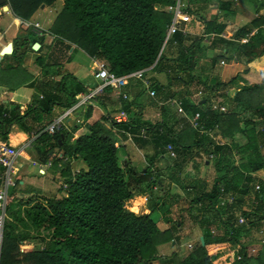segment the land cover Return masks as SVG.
Segmentation results:
<instances>
[{
  "label": "trees",
  "instance_id": "16d2710c",
  "mask_svg": "<svg viewBox=\"0 0 264 264\" xmlns=\"http://www.w3.org/2000/svg\"><path fill=\"white\" fill-rule=\"evenodd\" d=\"M56 1L5 0V3L12 16L19 22H26L40 4L50 7ZM59 1L61 5L47 28L48 35L66 44L67 49L73 45V49H81L89 58L103 61L108 71L114 74L153 64L172 18L169 7L176 2ZM252 2L256 4L255 16L225 39L221 36L225 24L218 20V13L233 14V1L186 0L183 10L188 18L180 20L179 26L188 31V22L197 23L200 27L198 34L175 31L167 38L150 69L153 74L164 77L162 83L155 77L149 79L154 90L155 101L151 100L152 103L179 99L185 112L188 115L197 112L200 127L211 129L212 136L223 140L222 144H216L212 137L190 128L182 118L177 130L162 120L138 124L135 120L137 111L131 112L130 106L136 105V96L143 89L135 80L133 85L137 84L139 91L132 95V102L131 99L120 100L121 108L128 113L127 121L114 122L107 115H101L88 123L86 130L75 138L72 137L77 124L51 133L43 130L51 121L45 116L51 113L54 105L67 109L74 103V95L84 91L80 82H74L72 88L66 87V79L74 77L71 73L61 74V70L55 68L53 73L61 76L53 81L48 74L46 84L51 90L42 93L41 97L34 95L23 104L0 102V140L8 142L12 126L27 137L32 134L29 145L32 154L38 162H49V167L59 172L63 179L59 189L65 184L60 197L37 194L23 200L14 199L13 188L10 190L0 236V264L153 262L160 257L156 249L159 244L178 239L175 235L177 223L172 222L168 213L176 194H164L168 208L162 217L167 223L163 228H159L151 217V211L158 207L152 192L162 188L165 177L168 184L174 183L184 192L187 199L185 209L202 237V241L197 239L181 259L170 254V264H264V242L259 244L257 253L251 255L247 253L249 245L244 241L249 231L261 229L264 225V71L260 82L233 88L231 93H227V89L231 88L234 76L223 82L214 76L200 77L194 71L203 50L200 46L202 35L209 38L205 48L213 49L218 44L226 46L224 53L208 56L211 70L220 59L232 57L242 62L244 71H247L249 64L264 55V0ZM212 4L216 11L207 17L203 12ZM1 6L0 3V10ZM43 38V35L35 36L30 29L22 35H13L8 41L10 52L0 58V68L10 70L19 66L29 50L36 56L33 64L27 65V73L33 75L39 70L46 75L47 68L42 66L44 56L40 54ZM242 38L246 40L241 42ZM33 42L39 43L36 51L30 48ZM7 59L17 65L5 66ZM44 64L53 66L59 63L50 61ZM33 83V80L29 82ZM192 83L201 84L209 91L211 97L208 98L219 96L218 105H224V111H220L217 105L212 106L204 96L199 99H203L201 103L188 100ZM90 110L91 107H87L85 118L90 116ZM173 122L177 123V120ZM259 126L261 130H258ZM118 133L130 135L138 148L151 146L156 150L155 156L165 152L164 145L171 143L176 153L171 158V170L165 174L164 169L154 166L153 159H148L144 170L135 169L127 156L122 155L120 145L116 144ZM211 153L214 157L208 159ZM200 154H205L206 158H197ZM72 160H80L83 166L71 171ZM187 160L192 161V170L196 172H199V166L210 167L211 164L214 175L209 185L199 173L189 178L185 175L179 177ZM259 171H262L261 176ZM256 181L259 188L254 190ZM143 192L148 193L146 205L149 211L141 213L130 209L129 202ZM239 217L243 222H238ZM32 241L40 244L39 247H34ZM222 250L227 251L222 253Z\"/></svg>",
  "mask_w": 264,
  "mask_h": 264
},
{
  "label": "rangeland",
  "instance_id": "374dc122",
  "mask_svg": "<svg viewBox=\"0 0 264 264\" xmlns=\"http://www.w3.org/2000/svg\"><path fill=\"white\" fill-rule=\"evenodd\" d=\"M61 3L59 0H57L51 7H45L44 9H37L34 13L32 18H30L28 21L30 22H38L41 30L44 34L43 38V47L40 52L44 56L43 62V67L44 69L47 68V73L49 75H52L53 71H55V68H59L61 70V74H66V73H71L74 77L72 78H67L66 84H68L66 87L71 88L72 84L74 82H80L86 86H92L94 81L97 82V80L93 79V76L90 74V69L93 67V60L89 58L81 49L74 47L73 45H70L69 48H66V44H61L57 40L53 39L51 35H48L47 33V28L50 25L51 21L53 20V17L59 9ZM249 17V16H247ZM251 17V16H250ZM249 17V18H250ZM9 16V14L6 13V11H1L0 10V45L5 43L6 41H10L13 35L15 34H24L26 30L30 29V26L17 22H13ZM35 35V34H34ZM36 36V35H35ZM33 37V36H30ZM48 43H51L48 45ZM67 43V42H65ZM69 44V43H68ZM31 46V45H30ZM36 56L35 52H31L29 50L26 51L25 55L22 58V61L20 62L19 66H16L14 69H1L0 68V90H7V92H11L8 90H13L14 91V97L17 101L23 102L26 100V98L29 97L34 91L33 87H30L25 84V82L29 81L30 78L27 73V65L29 66L30 64H33L34 57ZM47 57V58H46ZM201 58L206 59V56H202ZM47 59V61H46ZM204 59L202 60H197L196 62V67H206L209 65V61H205ZM9 60V59H7ZM208 60V59H207ZM50 61H57L59 64H55L53 66H47L44 63L50 62ZM242 64V63H241ZM240 64V65H241ZM5 66L9 65H17V63H13L12 60H9L7 62H4ZM244 67V64L241 65ZM49 67V68H48ZM93 69V68H92ZM235 69L234 66L230 67H224V65H216L213 70H210V72L205 73L207 76L205 78L212 77L214 75H218L219 78L223 80H228L230 76H232V71ZM39 72V70H37ZM208 71V67H207ZM38 72H35L33 75H37ZM203 74V77L205 76ZM210 74V75H209ZM158 75L159 80L164 82V77L162 74H156ZM209 76V77H208ZM262 76V75H261ZM34 78V77H33ZM261 79V77H260ZM260 82V81H259ZM253 83V82H252ZM25 84V85H24ZM231 87V86H230ZM200 89L199 94H195L197 100H199L202 96L204 97H211L210 92L206 91L201 84H196L192 83L189 88V94L192 95L196 93V91ZM232 87L227 89V93H231L233 90ZM3 98L8 97L7 95H3ZM97 97V96H96ZM94 97L93 99H95ZM110 98V97H109ZM131 99V97L129 96ZM192 98V97H191ZM113 99L111 103L118 104L119 101L116 100V96ZM146 99V95L140 94V100L144 101ZM152 100V99H151ZM217 100V101H216ZM221 100V98L218 96L215 99L210 100L209 103L212 104V106H219L218 103ZM117 101V102H115ZM95 103V102H94ZM221 105V104H220ZM83 106V105H82ZM224 107V105H221ZM112 107V106H110ZM168 108V107H167ZM171 109L175 111L174 107H170ZM61 109V108H60ZM58 109V110H60ZM120 109V108H119ZM118 109V110H119ZM65 109H62L64 111ZM117 110V111H118ZM115 111V112H117ZM114 112V111H113ZM176 112V111H175ZM79 113L81 115V118L83 121L86 119L84 117L85 115V107L83 110H79ZM104 113L102 112L101 108H95L93 111V116L90 117L91 120H94L101 116V114ZM177 113V112H176ZM73 114V112L71 113ZM152 114V112H151ZM178 114V113H177ZM106 115V113L104 114ZM160 115V113H159ZM165 115V114H164ZM163 115V116H164ZM52 113L49 114L48 116H45L46 120H49L52 117ZM80 118V119H81ZM157 118L161 117L157 116ZM83 121L78 120H73L70 119V122H65V119H63L64 124L66 125L67 129L72 127V123L75 122L77 123V128L81 127L84 125L85 130H86V125L89 123H84ZM161 121V120H159ZM169 122V121H167ZM263 126V125H261ZM76 130V129H75ZM258 130H260V126L258 127ZM76 132V131H75ZM78 135V134H77ZM73 133V137L75 138ZM29 140V139H27ZM27 143V142H25ZM30 143V142H29ZM136 158H141L140 155H138L137 151H134ZM59 155V152L57 153ZM31 156V155H29ZM33 156V155H32ZM197 158L199 159H205L206 155L205 154H200ZM196 158V159H197ZM236 158V156H235ZM211 159V158H208ZM137 159H135L136 161ZM169 164L161 169H164L163 172L168 173L169 170H171L169 165L171 164V158L167 157L161 159L162 163H166V161H169ZM198 160V159H197ZM19 161V158H16L15 166L17 162ZM212 161V160H211ZM21 162V161H19ZM34 162V163H33ZM80 160H75L71 161V166L70 169L71 171H75V169H78L80 166ZM82 163V162H81ZM136 164V163H135ZM83 165V164H82ZM38 162L35 161V158H30L26 161H23L22 163V170L21 173H24L23 178L25 184L20 186L18 184L17 179L21 177V175L16 172L14 174L15 178V185L14 186H9L8 187V195L10 196V190L13 188V194L14 199L15 197H20V196H15L17 194H22L24 197H20V199H24L27 194L37 196L38 195H43L45 197H60L63 194V188L59 189L60 182L63 180L62 176L59 174L57 170L52 169L51 167H47L46 165L41 166L45 173H38L37 168H38ZM199 172H196L195 170H192V167L190 163H186L185 166L182 167L181 172L179 173V177H191L193 175H197L196 173H199V175L203 176L206 179L207 184H210V181L214 175L213 169L211 167H203L199 166L198 169ZM259 175H262V171L258 172ZM164 174V175H165ZM263 179V178H262ZM168 179L165 177V180H163V186L162 188H157L152 192V196L155 197V200H157V205L158 207L154 210L151 211V217L156 220V224L159 228H163L167 223H165L162 219L164 216V211L168 208V203L167 201L164 200V194L166 195H171V194H176L174 197V200L170 202L169 209L170 211L169 216L171 217L172 222L177 223L175 227V235H177L178 239L173 242L171 245L169 242H165L162 244H159L157 246V251L160 253V257L154 260L153 262L149 264H170L168 261L170 260V254L174 253L176 258L181 259L184 257L187 252L191 249L192 245L197 242V234L195 230H197L198 226L193 223V221L190 219V217L187 214V210L185 207L187 206V199L184 196V192L180 190V187L175 185L174 183H169L168 184ZM168 184V185H167ZM31 187L32 190L34 191H29L28 188L29 186ZM42 193V194H41ZM145 193L137 194V198L132 199L129 202V208L136 211V212H141L145 213L147 212V205L144 203L145 201ZM148 197V196H147ZM162 204V205H161ZM127 208V207H126ZM128 209V208H127ZM178 219L180 222H178ZM199 229V228H198ZM245 238V237H244ZM263 240V241H262ZM246 241V245H249V249L247 250L248 254L255 255L257 253V248L259 244L264 242V225L261 227V229H256V230H251L247 233L246 238L244 239ZM34 247H39L40 244H38L36 241L31 242ZM253 243V244H251ZM31 244V245H32ZM190 247V248H189ZM252 248V249H250ZM227 250H222L223 252H226Z\"/></svg>",
  "mask_w": 264,
  "mask_h": 264
},
{
  "label": "crops",
  "instance_id": "0c3cea01",
  "mask_svg": "<svg viewBox=\"0 0 264 264\" xmlns=\"http://www.w3.org/2000/svg\"><path fill=\"white\" fill-rule=\"evenodd\" d=\"M180 1L184 3L186 0H180ZM232 1H233L232 8L234 10L233 14L222 15L220 12L218 13L219 14L218 15V20L225 24V27H224L223 31L221 32V36L223 38H225V39L229 38L237 27L241 26L242 24H244L245 22L249 21L252 17L255 16L256 4L253 3L252 0H232ZM45 7L46 6H43L42 8L38 7V9H44ZM58 10L59 9H57V11ZM57 11H56V13H57ZM215 11H216L215 5L212 4V6H208L203 13H205L206 16L208 17L211 13H214ZM6 13L9 14V16H10V18H11V20L13 22H17L18 24L19 23H21V24L23 23V24L26 25L25 22H19L18 19H16L14 16H12L9 10L6 11ZM32 16L30 18H32ZM247 16H249V17L251 16V17L249 18ZM187 24H188V28H187L188 31L186 30L187 34H190V35L198 34V32H199L198 30L200 28L199 24L195 23V24L192 25L189 22ZM253 31L254 30H252V32ZM202 36H204V38L200 42V46L202 47L203 50H201L202 53L197 58V60H202L204 58H201V57L202 56H206V59H204V60L208 62V60H207L208 56H210L211 54H219V53H224L226 51V46H224L222 44L216 45L213 49L205 48L208 45V43H209V38L206 37L207 35H202ZM245 40H246V38L240 39L241 42H244ZM7 43H8V41H6L5 43L0 45V51L6 46ZM49 44H51V43H48V45ZM2 55L3 54H1V56ZM220 61H222V63H220ZM241 63L242 62H240V61H238V60H236V59L231 57L228 60H226L225 58H222L216 64V65H224V67H230V66H234L235 67V69L232 71V76L235 77V79L231 83V87L232 88L238 89V87L241 86V85L249 84V83H252V82H259L261 80L260 77L262 78L261 75H262V72L264 71V55L260 59H258L257 61H254L251 64H249L247 66V71H244V67L241 66L243 63L242 64ZM207 67H208V71H207ZM210 70L211 69H210L209 65H207L206 67H203V68L196 67L194 69L195 73L197 75H199L200 77H202L203 74H205L207 72H210ZM28 76L32 77V78H30L29 81L25 82V84L30 86V87H33L34 91H33V93L31 95H29L28 98H26L24 103L28 102L30 100V98H32L34 95H39L40 96L42 93H44V92H46L48 90H51V88L48 87L47 84H46V81L48 79V77H47L48 73L46 75L45 74L43 75L42 72H39L37 75H30L28 73ZM49 76H50L51 80L56 81V80H58L60 78L61 75H56L55 73H53L52 75H49ZM206 76L207 75L205 74L204 77H206ZM232 76H230V77H232ZM150 77H155V79H157L158 75H156V73L153 74V72H150ZM214 77H217L219 80H221L223 82L227 81V80H223V79L219 78L218 75H214ZM31 80L34 81L33 85L29 84V82ZM157 80L162 83L161 80H159V79H157ZM66 82H67V80L65 81V84H66ZM67 85L68 84H66V86ZM73 85H74V83L72 84V87H73ZM135 85H137V84L133 85V79H130L128 81V83L126 84V86L124 87V91L126 93H128L129 96L131 97L130 102H132V95H134V93H137V91H139ZM6 91L5 90H0V102L7 103V102H11L12 101V102L23 104V102H19V101H17L15 99V97L13 96L14 95V91L13 90H8V91H11V92H7L8 93V97L3 98L2 97L3 95H7ZM200 92H201L200 89H198L196 91V93L190 95L189 94V90H188V93H187L188 100H190L192 102H195L196 101L195 98H197V97H195L196 96L195 94H199ZM79 93H81V92H79ZM140 94L146 95V93L144 91H142ZM140 94L138 96H136V99H135L136 105L131 104V106H130L131 112L137 111V113L135 115V120H136V122L138 124H152V123H156V122L158 123V122H160L159 120H162L161 122L167 123V124H170V125L172 124L173 125L172 127L177 130V129H179V126H181L180 125L181 122H183V121L186 122V120L175 110L178 113L177 114L173 110V108L172 109L170 107H168V108L167 107H161V108L159 107L158 108L156 106V104H153L151 99H149L147 96H146V99L144 101H141L140 100ZM61 95H62V93H61ZM109 97L110 98H114L115 94L112 91V89H105L101 95H98L95 99H92L89 102L83 104V106L81 105L80 107H78L77 109H75L73 111V114H69L67 117H65V122H68V121L70 122V119H72V122H73V120H78V119H79V121H83L84 118L83 119L81 118L79 110H83L84 107H85V111L87 110V107L88 108L91 107L90 116L83 121L84 123H88V122L91 123L93 121V120L90 119V117L93 116V111H94L95 108H99V109L101 108L102 112H104L101 115H104L105 113H106V115H111V114L115 113V111H117L119 108H121L122 103H121V101L118 98H116V100L119 101V103L117 105L114 104V103H111V101L113 99H110ZM207 99L209 100V102H210V100H212L211 98H207ZM199 101H201V100H199ZM202 101H203V99H202ZM115 102H117V101H115ZM110 106H112V107H110ZM58 109H60V107L58 105H54L53 106V108L51 110V113H52L53 116L49 120L52 121L60 113L63 112L62 109H60V110H58ZM184 111H185V109H184ZM151 112H152V114H151ZM156 113H160V115L158 114V117L160 116L161 119L157 118V114ZM186 114H188V113L186 112ZM181 118L183 119V121H181ZM175 120H177V123L173 122ZM164 121H169V122H164ZM73 125H75V122L72 123V126ZM64 128L67 129L66 125H64ZM75 131H74V136H77V134L83 133L85 131L84 125H82L79 128H76ZM32 138H33L32 134L29 137H27V135L24 134L23 132L19 131V129L16 126H12L10 131H9V133H8V143L12 144V145H14L16 147H22V149L18 148L19 149V155L16 157V158H19V161H21V162L18 161L16 166H15L16 167V172H18V174L21 175V177H19V179H17V181H16V182H18V184L20 186L25 184V182H24L25 178H23L24 173H21V170H22L21 167H22L23 161L28 160L29 157L33 158V159L35 158V156L32 154L33 150L29 146L30 145L29 142H30V140ZM27 139H29V140H27ZM25 142H27V143H25ZM116 144L120 145V149H121L122 155H126L128 160H129L130 165L135 167V169H137V170L141 169V168L144 170V166L147 165L148 159H150V160L153 159L152 161L154 163V166L159 168V169L166 167L169 164L168 162H170V160L166 161V163H162L161 162V159L166 158V156H167L165 152H163L162 154H159L158 156L157 155L155 156L154 153H155L156 150L154 148H152L149 145L141 146L140 148H138V146H136L132 142V140L129 139L124 134L118 133V135L116 137ZM134 151H137L138 155H140L141 158H138V157L136 158V155H135ZM49 153L51 154V152H49ZM29 155H31V156H29ZM135 159H137V160L135 161ZM35 161L38 162L36 158H35ZM15 162H16V159H15ZM72 162H73V160H72ZM186 163H190V165H191L192 161H190V160L185 161L183 166H185ZM205 163H207V162H205ZM70 164H72V163H70ZM38 165H39L38 168H37L38 173L40 172V173L44 174L45 171L41 167V166L44 165V163L38 162ZM81 166H83V165L80 162V166L79 167H81ZM47 167H49V166H47ZM75 170H77V169H75ZM28 190L30 192L34 191V190L31 189L30 186H29ZM31 193L27 194V196L31 195ZM144 193L146 195L144 203H146V200L148 198L147 197L148 193L147 192H143V194ZM15 196L24 197V195L17 194V193H16ZM20 197H17V198H20ZM147 210L149 211L148 208H147ZM195 232L198 233L197 237L199 238L201 236L200 235V230L197 228V230H195ZM170 244L172 245L173 241H171ZM251 244H253V243H251Z\"/></svg>",
  "mask_w": 264,
  "mask_h": 264
},
{
  "label": "built area",
  "instance_id": "2783aa9c",
  "mask_svg": "<svg viewBox=\"0 0 264 264\" xmlns=\"http://www.w3.org/2000/svg\"><path fill=\"white\" fill-rule=\"evenodd\" d=\"M184 6L185 5L183 2H181L180 0H176L175 4L169 7L172 13V18L169 24L166 26L164 39L160 47V50L156 56V59L164 43L171 34H173L175 31L178 30L182 34L187 33V31L184 28L179 26L180 20H187L188 18L186 11L183 10ZM25 23H27V25L30 26V31L33 34H35L36 36H41V35L44 36L38 22L26 21ZM156 59L154 60L152 65L146 68H139L123 74H114L108 71L106 64L103 61L92 59L93 69L92 68L90 69L91 70L90 74L91 76H93L94 80H97V82L95 81L92 86L84 85V91L74 95V103L69 108L65 109L62 113H60L52 121H50L44 127L43 130H46L51 133L59 128H64L65 124L63 122V119H65V117H67L69 114H71L75 109H77L81 105L92 100L94 97L101 95L106 87L112 89L116 98H118L119 100L124 99L128 101L129 95L124 91V87L126 86V84L130 79L139 81L141 88L147 94V96L150 98H154V90L150 87V81L148 79L147 74L150 71L151 67L154 65ZM220 63H222V61H220ZM39 97H41V95ZM161 104H166L167 107H171V106L174 107L175 110L186 120L190 128L196 130L200 134L203 133L212 137L216 144L223 143V140H220L219 138L212 136L211 129H203L202 127H200L198 122L199 115L197 112H194L193 114H189V115L186 114V112L181 106V101L179 99L169 98L164 102H157L158 105L157 107L159 108V105ZM218 109L220 111H224V107L221 105L218 106ZM156 114L158 116L159 113ZM108 117L114 122H122L128 120V113L123 108H120L117 112L108 115ZM260 130H261V126H260ZM141 134H144V132L141 131ZM127 137L130 139V135H127ZM18 148L22 149V147H16L12 144H9L8 142H4L0 140V234L2 230L3 220L5 217L6 206L10 201V196L8 195V187L14 186L16 183L14 178L16 167L14 164L16 157L19 155ZM164 150L168 157L170 158L175 157L176 153L171 143H166L164 145ZM213 157L214 154L212 153L208 155V158L212 159ZM44 165L49 166V162H45ZM263 181H264V174H263ZM61 186L65 188V184H62ZM258 188H259V182L256 181L253 184V189L257 190ZM238 222L239 223L243 222V218L239 217Z\"/></svg>",
  "mask_w": 264,
  "mask_h": 264
},
{
  "label": "water",
  "instance_id": "95a60500",
  "mask_svg": "<svg viewBox=\"0 0 264 264\" xmlns=\"http://www.w3.org/2000/svg\"><path fill=\"white\" fill-rule=\"evenodd\" d=\"M0 3L2 4V6H1V10H2V11H8V10H9L8 5L5 3V0H0ZM43 6H44L43 4H40V5H39V8H42ZM7 48H8V49H7ZM30 48H31L33 51H36V50L39 48V43H38V42H33V43L31 44ZM9 52H10V43L8 42V43L6 44V46L0 51V58H1V54H7V53H9ZM201 102H202V100L199 101V103H201ZM60 138H61V136H60ZM49 154H50V153H49ZM0 236H1V234H0ZM199 240L202 241V237H201V236L199 237Z\"/></svg>",
  "mask_w": 264,
  "mask_h": 264
},
{
  "label": "clouds",
  "instance_id": "9594fccd",
  "mask_svg": "<svg viewBox=\"0 0 264 264\" xmlns=\"http://www.w3.org/2000/svg\"><path fill=\"white\" fill-rule=\"evenodd\" d=\"M28 22H29V21H28ZM51 37H52V36H51ZM150 72H151V71H149L148 74H147V75H148V79H150ZM135 81H137V80H135ZM127 94H128V93H127ZM128 95H129V94H128ZM146 96H147V94H146ZM147 97H148V96H147ZM148 98H149V99H152L153 101H155V98H150V97H148ZM129 100H130V98H129ZM197 101H198V100H197ZM156 106H158V105L156 104ZM107 116H108V115H107Z\"/></svg>",
  "mask_w": 264,
  "mask_h": 264
}]
</instances>
